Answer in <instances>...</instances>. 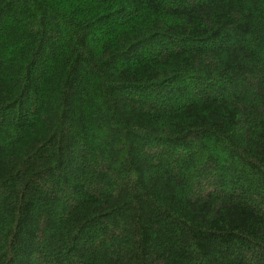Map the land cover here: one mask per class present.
<instances>
[{
	"label": "trees",
	"instance_id": "1",
	"mask_svg": "<svg viewBox=\"0 0 264 264\" xmlns=\"http://www.w3.org/2000/svg\"><path fill=\"white\" fill-rule=\"evenodd\" d=\"M0 264H264V0H0Z\"/></svg>",
	"mask_w": 264,
	"mask_h": 264
}]
</instances>
